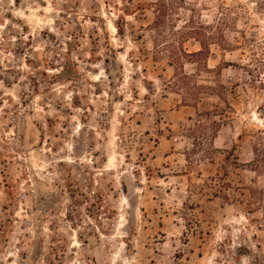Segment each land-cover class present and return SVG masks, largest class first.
Here are the masks:
<instances>
[{
  "label": "rangeland",
  "instance_id": "obj_1",
  "mask_svg": "<svg viewBox=\"0 0 264 264\" xmlns=\"http://www.w3.org/2000/svg\"><path fill=\"white\" fill-rule=\"evenodd\" d=\"M0 264H264V0H0Z\"/></svg>",
  "mask_w": 264,
  "mask_h": 264
},
{
  "label": "trees",
  "instance_id": "obj_2",
  "mask_svg": "<svg viewBox=\"0 0 264 264\" xmlns=\"http://www.w3.org/2000/svg\"><path fill=\"white\" fill-rule=\"evenodd\" d=\"M165 20V18L163 17V16H160V15H157L156 16V21L154 22L155 23V25L156 26H158V25H160L161 23H162V21H164ZM201 42V44H202V50H200V51H198V52H196L195 54L196 55H202L203 53H204V50L206 51V50H208L209 48V44H208V46H207V44H205L204 43V41H200ZM194 131V130H193Z\"/></svg>",
  "mask_w": 264,
  "mask_h": 264
}]
</instances>
